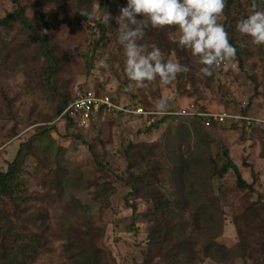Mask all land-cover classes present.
Instances as JSON below:
<instances>
[{
    "label": "rangeland",
    "instance_id": "1",
    "mask_svg": "<svg viewBox=\"0 0 264 264\" xmlns=\"http://www.w3.org/2000/svg\"><path fill=\"white\" fill-rule=\"evenodd\" d=\"M248 1L226 0L219 20L228 36L231 30L236 31L234 38L242 52L243 66L238 65L235 57V67L222 65V71L219 66L213 69L211 77L205 76L199 58L178 45L176 26L153 30L149 27L140 43L155 44L166 60L178 61L189 70L179 73L168 85L157 78L146 81L140 88L127 78L124 50L117 39L116 17L127 0H92L86 10L78 8L75 0H21V3L33 21L40 19L41 25H52L54 40L66 58L53 83L60 93L69 94L71 99L78 92L92 88L118 98L125 106H145L152 113L156 112L155 104L159 99L168 98L167 110L206 108L212 112H237L242 106H250L251 117L264 119V45H254L250 37L236 28L251 12ZM227 4L231 11L227 10ZM103 5L107 7L105 11ZM17 9L14 0H0V18ZM98 22L106 25L107 38L96 46L101 34ZM19 30V27L6 28L3 33L11 37L19 34ZM104 58L107 68L99 66ZM90 60L94 68L89 74ZM43 63L44 59L39 58L27 64L10 54L0 71V86L15 98L14 116L0 117V171H6L22 144L36 136L21 172L24 182L21 194L26 200L23 209L17 211L11 200L1 198L0 224L13 222L19 231L39 234L45 240L41 253L27 259V264H78L79 243H93L100 250L103 262L140 264L150 245L148 228L152 221L147 213L152 204L142 198L135 199L125 182L130 164L126 147L131 141L155 143L161 162L168 164L169 155L162 154V149L170 139L174 151L180 152L182 141L175 137V130L181 122L190 120L183 116L154 133H141L145 122L131 114L119 120H115L118 116L102 118L88 127H67L60 116L55 117L58 97H54L44 83ZM2 103L1 99L0 109H4ZM231 124L203 128L220 166L232 159L254 189L240 188L234 171L223 179H215L214 193L221 196L223 213L195 227L187 226L185 235H170L162 249L154 248L151 264H169L168 244L187 237L196 244L195 264H264V124L257 122L249 130L234 128ZM42 125L50 127L48 134H40ZM74 133L83 138H76ZM196 139L191 132V143ZM84 140L93 145L94 150ZM147 157L140 167L133 169L134 172L139 173L157 158ZM170 170L163 172L166 183L160 187L174 200ZM104 183L115 186L116 192L110 196L101 194L98 187ZM133 203L138 206L136 216L131 207ZM185 216L189 213L185 212ZM211 239L230 248V254L208 250L205 244ZM2 242L8 248L13 246L9 234ZM84 252L93 261L96 259L89 250ZM2 254L0 248V261Z\"/></svg>",
    "mask_w": 264,
    "mask_h": 264
},
{
    "label": "trees",
    "instance_id": "2",
    "mask_svg": "<svg viewBox=\"0 0 264 264\" xmlns=\"http://www.w3.org/2000/svg\"><path fill=\"white\" fill-rule=\"evenodd\" d=\"M14 2L18 5V9L13 14L5 18H0V71L3 65L9 61L10 54H13L18 60L23 59L27 64L35 63L37 59L43 58L44 63L41 67H44V75L42 76L45 79L44 83H47L50 90H52L53 96L58 97L55 105V117H58L62 114L68 103L75 99H71L67 93H60L53 83L65 65L64 61L66 58L63 50L54 40L52 25H41L40 19L33 21L27 16L26 7L22 5L21 0H14ZM91 3L92 0H75V5L82 10L89 8ZM254 3L257 5V10L264 11V0H249L248 6H250L251 10ZM103 8L105 11L107 7L103 5ZM227 10L231 11L229 4H227ZM86 13L84 12V15L88 17ZM98 25L101 28V34L95 44L96 46L101 45L107 38L106 25L100 22H98ZM14 27H19V34L17 33L9 37L8 34L5 35L3 33L4 29ZM151 29L153 30V28ZM235 33L236 31L231 30L229 41L237 49L236 59L240 63L238 65L243 66L242 52L234 38ZM88 65V73L90 74L91 69L94 68L93 61L90 60ZM222 70L223 67L220 65V71ZM254 80L257 81V78L254 77ZM3 87L2 85L0 86V100L2 99L4 109H0V117L6 119L14 116L13 105L15 98H11L4 92ZM258 89L257 83V92L259 91ZM111 97L117 103L122 104L118 98ZM136 106L130 105L128 107ZM143 108L149 111L147 107L143 106ZM249 108L250 106H242L237 112H234L244 116H250ZM199 109L207 111L206 108ZM174 112H177V110H167L165 114H131V117L145 122L141 133L157 132L170 121L183 116L190 120L188 122H181L175 130V137L180 138L182 141L180 152L176 153L174 151V144L170 139L167 140L165 148L162 149V154L169 155L168 164L161 162L160 155L155 150L157 146L155 143L141 144L131 141L126 147V155L130 164L125 182L131 187V195L135 199L142 198L152 204V207H150L147 213L148 219L152 221V225L148 228L150 245L144 261L140 264H151L154 248L162 249L164 242H169L170 235L181 236L186 231L187 226L195 227L198 223L207 222L213 216L223 213L221 196L214 193L215 179H223L230 171H234L237 177V185L240 188L254 189L253 185L249 184L243 178L239 166L232 159H229L223 166H220L210 149V142L207 140L209 136L203 128L205 121L202 118L174 114ZM123 116V114H120L115 120H119ZM62 120L65 121L67 127L75 126L73 119L63 118ZM256 124L255 122L241 120L238 123L231 124V126L249 130L255 127ZM40 127L43 128L40 134L46 135L49 133V126L42 125ZM51 127L56 128L55 126ZM191 132L197 138L194 144L190 141ZM14 134H17V132L15 131ZM73 135L79 139L83 138L82 135L77 133ZM35 137L33 136L27 143L22 144L18 154L9 163L6 171H0V199L7 198L11 200L16 206L17 211L23 209L22 204L26 201L25 196L21 194L24 184L21 178V172L23 171L26 154L32 152ZM84 143L94 150L93 145L86 140H84ZM147 156H155L157 158L159 157V159L156 158L155 162L152 165L146 166L145 169L141 168L139 173L134 172L133 169L140 167L148 158ZM166 169H171L170 183L174 193V200L160 187L166 183L165 178L162 176ZM116 190L117 188L115 186H110L105 183L98 187V191L101 194L104 193L109 196L114 194ZM131 207L136 216L138 212L137 204L133 203ZM185 212L189 213L188 217L185 216ZM176 219L178 220L176 221ZM8 234L13 240V246L9 248L2 242L3 238ZM45 245V240H42V236L39 234L19 231L13 222L4 224V226L0 224V248L3 249L0 264H25L27 259L36 258ZM168 245H170L167 250L170 259L169 264L196 263V244L193 239L191 240V238L187 237ZM205 245L208 250L219 252L223 255L230 254L231 252L230 248L217 244L212 239L207 241ZM78 247H80V251L77 253L80 256L76 263L110 264L108 261L103 262L100 250L93 243H79ZM85 250H89L90 254H95L96 259L93 261L91 258H88V255L84 252ZM114 264H118L116 260H114Z\"/></svg>",
    "mask_w": 264,
    "mask_h": 264
},
{
    "label": "clouds",
    "instance_id": "3",
    "mask_svg": "<svg viewBox=\"0 0 264 264\" xmlns=\"http://www.w3.org/2000/svg\"><path fill=\"white\" fill-rule=\"evenodd\" d=\"M225 6L226 0H127L116 17L117 39L124 50L127 78L136 88L157 78L168 85L179 73L189 70L178 61L166 60L155 44L140 43L149 27L176 26L178 45L199 58L205 76L211 77L213 69L221 64L235 67L237 49L230 43L223 24L219 23ZM236 28L242 35L250 37L254 45H264V11L257 10L255 3ZM99 66L107 68V59H101ZM167 108L168 98H161L155 104L157 114L166 112Z\"/></svg>",
    "mask_w": 264,
    "mask_h": 264
},
{
    "label": "built area",
    "instance_id": "4",
    "mask_svg": "<svg viewBox=\"0 0 264 264\" xmlns=\"http://www.w3.org/2000/svg\"><path fill=\"white\" fill-rule=\"evenodd\" d=\"M120 114L147 115L154 114V112L146 111L143 107L132 108L119 104L112 99L111 95L98 92L92 88H87L78 92L75 99L68 103L67 107L60 115V119L70 118L73 119L75 126L88 127L102 118L117 117ZM160 114H165V112ZM174 114L197 116L205 121V126L207 127L214 126V124L238 123L241 120L255 123L261 122L264 124V119H257L229 111L212 112L200 109H184L174 112Z\"/></svg>",
    "mask_w": 264,
    "mask_h": 264
}]
</instances>
